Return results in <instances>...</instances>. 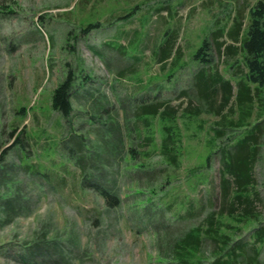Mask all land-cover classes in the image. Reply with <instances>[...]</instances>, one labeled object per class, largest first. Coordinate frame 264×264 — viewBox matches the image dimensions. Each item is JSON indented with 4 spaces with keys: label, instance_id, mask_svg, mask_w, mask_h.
<instances>
[{
    "label": "rangeland",
    "instance_id": "obj_1",
    "mask_svg": "<svg viewBox=\"0 0 264 264\" xmlns=\"http://www.w3.org/2000/svg\"><path fill=\"white\" fill-rule=\"evenodd\" d=\"M213 1L0 0V264H156L157 237L165 227L156 224L158 232H149L135 226L134 206L141 212L150 207L158 217L178 192L187 193L195 204L180 212L165 209L166 227L175 230L192 228L219 209L218 159L209 166L203 161L206 131L188 133L193 136L175 167L149 155L146 172L139 173L126 158L130 145L139 152L136 158L142 154L134 132L137 107L157 93L171 105L186 104V97H178L198 70L187 65L172 79L161 78L172 55L163 64L152 52L163 37L169 36L171 53L177 49L186 60L209 31L230 27L238 3L246 23L248 8L259 0H233L224 7ZM221 41L233 45L226 35ZM213 59L235 85L236 66L227 69L222 57ZM236 61L241 65L240 56ZM68 75L72 112L62 117L50 103ZM260 95L264 105V88ZM257 104L249 121L262 126L254 168L260 220L249 231L264 227V108ZM18 137L23 147L14 146ZM195 169L206 179L190 177L194 192L186 176ZM98 171L119 185L120 205L110 206L93 191L92 174ZM123 173L131 177L122 180ZM166 176L170 180L162 185ZM177 210L183 213L179 219Z\"/></svg>",
    "mask_w": 264,
    "mask_h": 264
},
{
    "label": "trees",
    "instance_id": "obj_2",
    "mask_svg": "<svg viewBox=\"0 0 264 264\" xmlns=\"http://www.w3.org/2000/svg\"><path fill=\"white\" fill-rule=\"evenodd\" d=\"M215 1L224 7L225 3H231L233 0L213 2ZM206 4L207 7L211 6V1H206ZM234 10L230 27L227 29L218 27L209 31L197 48L188 55V59L183 60L177 49L171 53V41L166 35L152 52L153 58L163 64L172 55L169 66L166 68L162 65L161 71L164 74L160 77L163 79H172L187 65H196L198 70L192 75L190 87L183 89L180 93L182 96L178 97L179 99L186 97V104L171 105L168 99L161 100L157 93L148 94L152 99L137 107L135 116L139 125L136 124L134 132L142 147V154L136 158L139 152H135L130 145L126 158L139 173L146 172L144 169L149 162V155H157L167 167H175L185 153L186 138L193 136H188V133L204 130L210 139L203 161L209 166L211 158L218 159V188L221 201L219 209L209 210L196 226L183 227L179 230L167 229L170 219L166 216L165 209L168 211L177 208L180 212L195 204L187 193L178 192V199L165 203L158 217L155 216L157 214L155 210H151L150 207L141 212L138 209L140 205L134 206L138 210L137 214L132 213L135 226H143L149 232H158L155 231L156 224L165 227L163 235H159L160 239L157 237L159 261L156 264H264L260 258L264 249V227L258 226L249 231V227L257 225L260 220V214L254 206L259 197L254 168L257 163L258 137L262 126L259 121L251 125L249 120L253 116L257 102L261 103L262 109L264 108L260 97L264 88V0H259L248 8L246 23L240 3ZM225 35L233 45H225L221 41ZM236 44L237 47H233ZM213 53L225 60L227 69L236 66V69L231 71L232 75L230 74L235 80V85L213 65ZM237 56L241 58V65L236 61ZM151 81L152 77L148 84ZM72 85V77L68 75L53 91L51 108L62 117H69L72 112ZM146 90L149 91V88ZM202 114L214 119L211 121L209 118L204 119L201 117ZM111 123L114 124L113 121ZM116 127L115 132L119 131V126ZM112 139L116 141L115 143L120 141V138L115 136H112ZM17 145L23 147L19 137L14 143V146ZM197 172L195 169L186 176V179L189 178V188L194 189V192L190 177L206 179L204 174L198 175ZM101 173L98 171L92 174L95 184L93 191L110 206L120 205L122 191L120 193L119 185L109 184L110 182L101 178ZM127 176L131 177L123 173L122 180H126ZM169 180V176L164 177L162 185ZM140 192L138 194L141 195ZM144 202L151 203V199L147 198ZM179 212L178 210L175 212L176 218L183 214ZM155 217L158 221H155ZM244 228L249 231L247 236L242 235ZM246 238H249L248 241ZM207 243L211 255V260L208 261L204 257L209 247H206Z\"/></svg>",
    "mask_w": 264,
    "mask_h": 264
}]
</instances>
